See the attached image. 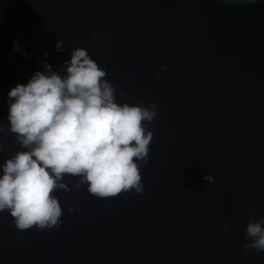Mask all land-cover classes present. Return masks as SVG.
Here are the masks:
<instances>
[{"label":"water","instance_id":"1","mask_svg":"<svg viewBox=\"0 0 264 264\" xmlns=\"http://www.w3.org/2000/svg\"><path fill=\"white\" fill-rule=\"evenodd\" d=\"M76 47L119 102L158 106L144 191L101 198L66 175L58 230L0 212V264H264L245 248L264 217V0H0V121L12 87ZM0 141V164L22 149Z\"/></svg>","mask_w":264,"mask_h":264},{"label":"clouds","instance_id":"2","mask_svg":"<svg viewBox=\"0 0 264 264\" xmlns=\"http://www.w3.org/2000/svg\"><path fill=\"white\" fill-rule=\"evenodd\" d=\"M19 40L14 48L27 56ZM63 45L59 39L57 50L64 52ZM42 66L10 89L8 123L0 121V134L13 133L22 146L0 164V212L7 210L20 230L60 228L63 207L56 192L72 191L66 175L78 178L76 189L86 186L101 198L142 193L141 162L150 159L154 139L147 124L158 115L155 103L119 102L107 70L85 47L71 49L59 70L47 59ZM203 179L212 183L216 177L207 173ZM245 234L246 249L264 252V217L250 219Z\"/></svg>","mask_w":264,"mask_h":264}]
</instances>
